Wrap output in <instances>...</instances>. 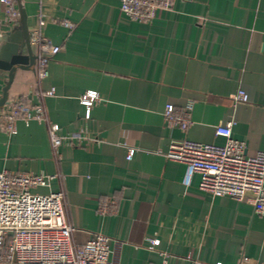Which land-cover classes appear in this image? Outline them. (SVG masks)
Returning <instances> with one entry per match:
<instances>
[{
  "label": "crops",
  "instance_id": "crops-1",
  "mask_svg": "<svg viewBox=\"0 0 264 264\" xmlns=\"http://www.w3.org/2000/svg\"><path fill=\"white\" fill-rule=\"evenodd\" d=\"M20 2L30 31L43 17V35L61 50L40 85L36 45L11 84L0 70V99L9 87L10 99L42 101L62 136L86 141H66L56 153L48 123L19 120L16 133L0 131V172L60 175L36 192L63 188L74 241L110 237L114 264H239L242 255L264 264V218L253 205L200 190L199 174L188 178L185 165L166 157L172 141L223 144L215 129L229 121L247 155L264 151V0H176L151 24L131 21L121 0ZM18 26L0 3V46ZM88 90L102 99L89 120L80 102ZM239 90L248 102L234 100ZM190 104V128L170 127L166 106ZM128 147L136 148L131 161Z\"/></svg>",
  "mask_w": 264,
  "mask_h": 264
},
{
  "label": "built area",
  "instance_id": "built-area-1",
  "mask_svg": "<svg viewBox=\"0 0 264 264\" xmlns=\"http://www.w3.org/2000/svg\"><path fill=\"white\" fill-rule=\"evenodd\" d=\"M176 0H121V12L131 21L151 24L160 12L172 10ZM6 13V21L11 27L20 23L18 0H0ZM45 20L40 17L37 28L31 31V40L37 47L38 85L49 77V64L61 50L47 39L42 31ZM65 26L73 29L71 22ZM55 89L38 94L41 100L53 96ZM237 103H246L249 96L244 90L234 95ZM102 99L95 90L86 91L80 98L86 109L87 120L94 105ZM192 105L176 111L167 105L164 117L168 125L186 132L192 125ZM22 120L27 125L32 121L48 123L49 137L54 152H58L64 142L82 143L86 138L80 135L64 137L60 126L50 123L42 101L33 105L22 98H8L0 108V131L10 135L16 133V122ZM234 121L220 123L215 134L225 140L223 144L200 143L190 139L172 141L166 157L170 161L187 167L188 178L199 174L200 190L214 197H231L253 205L254 214L264 218V151L254 156L247 155L243 141L233 137ZM136 148L128 147L127 160L131 161ZM58 174H30L0 172V264H114L111 260L112 239L96 234L83 245L74 241V227L66 212V191L41 194L40 188L49 187L58 180ZM104 206L101 213H107ZM149 247L156 248L157 239H149ZM193 264H211L194 261ZM222 264V263H213ZM239 264H256L242 255Z\"/></svg>",
  "mask_w": 264,
  "mask_h": 264
},
{
  "label": "water",
  "instance_id": "water-1",
  "mask_svg": "<svg viewBox=\"0 0 264 264\" xmlns=\"http://www.w3.org/2000/svg\"><path fill=\"white\" fill-rule=\"evenodd\" d=\"M18 7L20 12L19 26L14 32L7 34V40L0 46V70L9 72L10 84L14 80L17 68H29L33 46L27 15L20 0H18ZM24 48L27 49L28 54L22 53ZM8 89L9 87H6L5 94L0 99V108L8 101Z\"/></svg>",
  "mask_w": 264,
  "mask_h": 264
}]
</instances>
